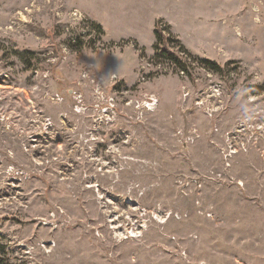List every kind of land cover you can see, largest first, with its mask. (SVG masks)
Here are the masks:
<instances>
[{
    "label": "rangeland",
    "instance_id": "obj_1",
    "mask_svg": "<svg viewBox=\"0 0 264 264\" xmlns=\"http://www.w3.org/2000/svg\"><path fill=\"white\" fill-rule=\"evenodd\" d=\"M0 256L264 264V0H0Z\"/></svg>",
    "mask_w": 264,
    "mask_h": 264
},
{
    "label": "trees",
    "instance_id": "obj_2",
    "mask_svg": "<svg viewBox=\"0 0 264 264\" xmlns=\"http://www.w3.org/2000/svg\"><path fill=\"white\" fill-rule=\"evenodd\" d=\"M99 25H96V27H98ZM154 34L156 37V42L154 45L155 50H159V52H157V54H160L161 56L164 57V59L168 60L169 62L174 63L177 67H179L181 70H185L186 69V63L183 61L182 57L180 55H178V53H176L175 51H172L167 45H166V41H168V36H164L163 35V31L162 29H154ZM77 40V38H76ZM75 40V41H76ZM79 46L81 44H78ZM78 46V47H79ZM180 50H183V53L185 54H189V51H187L186 48H184L182 46V44H180ZM179 50V51H180ZM199 62H201L204 66H206L207 68L213 69V70H222V67L215 61L207 59V58H202L198 60ZM0 264H9L8 258L6 257H1L0 256Z\"/></svg>",
    "mask_w": 264,
    "mask_h": 264
}]
</instances>
